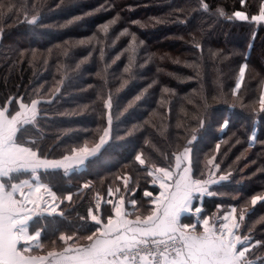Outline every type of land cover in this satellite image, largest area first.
<instances>
[{
  "label": "trees",
  "instance_id": "16d2710c",
  "mask_svg": "<svg viewBox=\"0 0 264 264\" xmlns=\"http://www.w3.org/2000/svg\"><path fill=\"white\" fill-rule=\"evenodd\" d=\"M204 2L207 11L200 0H0V107L14 114L21 101H45L39 105L38 132L26 133L43 154L60 159L71 148L93 147L111 116L110 139L101 151L67 175L61 170L52 181L63 216L40 217L44 250L34 252L52 250L53 240L57 250L63 248L61 234L73 236L70 245H86L82 237L95 228L88 211L105 219L112 207L106 203L113 198L109 189L115 198L126 197V208L137 212L141 205L148 209L142 216L147 215L159 193L148 170L174 165L173 154L188 146L195 178H208L212 166L206 161L213 156L220 165L214 178L230 173L229 180L210 186L213 195L194 201V207L202 206L201 219L223 216L234 206L238 218L247 204L240 235L250 236L247 258L264 261V247H254L257 241L264 245V201L250 204L253 196H264V112L258 107L264 87V21L251 20L264 0ZM237 11L249 19H237ZM32 15L36 24L26 22ZM113 19L117 22L108 32L101 31ZM81 40L91 43L81 45ZM133 55L131 72L125 73ZM245 65L241 82L239 70ZM109 97L110 109L105 107ZM225 120L228 126L222 129ZM138 153L146 160L143 166L135 160ZM39 174L47 183L48 174ZM126 177L130 186L124 189ZM145 191L153 197L146 198ZM67 194L74 202L63 199ZM187 219L199 227L196 217Z\"/></svg>",
  "mask_w": 264,
  "mask_h": 264
},
{
  "label": "snow or ice",
  "instance_id": "6c2138e0",
  "mask_svg": "<svg viewBox=\"0 0 264 264\" xmlns=\"http://www.w3.org/2000/svg\"><path fill=\"white\" fill-rule=\"evenodd\" d=\"M200 3L202 9L207 11L208 4L204 0H200ZM3 7L4 5H0V8ZM13 7L9 4L7 11L12 12ZM218 14L224 16L222 10H218ZM233 15L239 20L249 19L241 11ZM25 19L29 24H36L38 18L32 15L30 19ZM79 19L77 17L70 20L68 24ZM251 20L264 21V6ZM116 22V19H113L102 25L101 31L107 33L110 26ZM132 39L135 41V36ZM79 43L83 45L91 41L81 40ZM132 51L135 52L134 47ZM33 58L35 59V53ZM134 60L133 55L130 57L129 66L124 68L125 73L131 72ZM246 67L247 65L242 66L239 70L241 82ZM127 82L125 80L124 84ZM240 87L241 83L238 82L236 89ZM164 92L168 93L169 89L165 88ZM142 95L136 96L128 107L131 108ZM42 103L45 101L40 99H32L30 104L21 101L19 110L14 114L9 107H0V264H256L246 255L251 251L248 246L250 236L240 235L245 212L248 211L247 204L241 209L238 218L235 206L215 220L202 218L199 226L203 231L199 234L196 233L197 223H182L184 216H194L198 221L201 220L202 209L194 207V201L204 195H213L210 186L230 178V173L214 178L220 169V165L214 163L215 156L206 161L208 166H212L208 171V178H195L190 158L191 148L188 146L179 154H173L174 165H153L148 170L147 174L154 177L153 183H159L161 191L150 200L155 206L143 218L140 215H136L134 220L128 218L132 213L125 210V200L122 196L118 202L109 199L106 203L112 207L105 214V219L89 209L88 217L95 228L90 235L82 237L88 241L86 245L72 246L68 242L73 241V236L61 234L58 240L63 242V248L57 250V241L53 240V248L46 251V254L30 255L33 250H44L40 243L43 232V226L39 224L40 217L63 216V212L58 211V197L52 187L56 174L62 170L67 175L70 169L80 168L91 162L107 143L106 138L110 135L111 126L109 115V127L104 130L93 148H89L85 143L83 146L71 148L68 154L60 159H49L42 149L37 147L38 141L26 136L30 131L38 132L39 105ZM259 103L261 111L264 112V95L260 97ZM105 107L111 108L110 97L105 102ZM199 124L203 127L204 120L200 119ZM227 126L228 121L225 120L221 128ZM195 139L196 136L193 135L188 144ZM219 148L220 145L217 144V151ZM135 160L142 166L146 163L142 154H137ZM40 170L48 174L47 183L39 174ZM21 173H30V179H20L18 174ZM203 176L202 172L201 177ZM128 179L124 178L126 189ZM116 191L119 192V188ZM108 195H112L111 189ZM144 196L152 198L153 193L145 191ZM63 199L71 201L72 196L67 195ZM97 199L99 200V197ZM258 201H264V196H253L250 204L255 206ZM131 205L135 207L136 201H131ZM96 211L100 212L99 203ZM80 219L87 223L85 217ZM256 246L264 247L259 241L254 245ZM261 264H264V261H261Z\"/></svg>",
  "mask_w": 264,
  "mask_h": 264
},
{
  "label": "crops",
  "instance_id": "0c3cea01",
  "mask_svg": "<svg viewBox=\"0 0 264 264\" xmlns=\"http://www.w3.org/2000/svg\"><path fill=\"white\" fill-rule=\"evenodd\" d=\"M190 158H191V153H190ZM191 162H192V158H191ZM83 167V166H82ZM79 169V168H78ZM41 171V170H40ZM19 175V177H21L22 175H25V176H22L20 179H30V173H21V174H18ZM153 185H155L156 187H158L159 188V183L157 182V183H153ZM161 191V189L159 188V192ZM158 195H159V193H158ZM158 195H156V196H158ZM112 196H113V199H112V201L113 202H117V199L116 198H114V195L112 194ZM156 196H154V198L156 197ZM153 198V199H154ZM58 204V203H57ZM59 205V204H58ZM155 205H153V207H154ZM197 207H201V209H202V206H198L197 205ZM125 210L127 211V212H130V213H132V215L131 216H129L128 218L129 219H132V220H134L135 218H134V216H133V214L134 213H136V210H129L128 208H126V205H125ZM227 213V212H226ZM225 214V213H224ZM223 214V215H224ZM187 217H189V216H184V217H182V223H187L188 224V219H187ZM222 217V216H221ZM202 218H209V216H202ZM202 223V219L200 220V224ZM203 228L201 227V226H199V227H197V229H196V233L197 234H199L200 232H201V230H202ZM31 230V229H30ZM203 231V230H202ZM78 246V245H77ZM79 246H83V245H79ZM30 255H44V254H46V253H36V252H34V250L32 251V252H30L29 253Z\"/></svg>",
  "mask_w": 264,
  "mask_h": 264
},
{
  "label": "rangeland",
  "instance_id": "374dc122",
  "mask_svg": "<svg viewBox=\"0 0 264 264\" xmlns=\"http://www.w3.org/2000/svg\"><path fill=\"white\" fill-rule=\"evenodd\" d=\"M51 14H55V13H54V12H51ZM245 75H246V70H245ZM262 95H264V87H263V89H262V94H261V96H262ZM258 107L261 108V105H259ZM18 109H19V108H18ZM109 139H110V136L106 138L107 141H108ZM105 145H106V144H105ZM90 146H92V145H90ZM94 146H95V145H94ZM94 146H93V147H94ZM93 147H89V148H93ZM218 152H219V151L216 150V153H218ZM138 154H141V153H138ZM177 154H179V153H177ZM191 157H192V153H191ZM209 158H210V157H209ZM111 162H112V161H111ZM174 162H175V161H174ZM108 163H109V161H105V165L108 164ZM112 163H113V162H112ZM191 163H192V162H191ZM80 168H81V167H80ZM75 169H77V168H75ZM72 170H73V169H70L68 172H70V171H72ZM95 170H96V169H95ZM41 171H42V170H41ZM127 178H128V177H127ZM153 178H154V177H153ZM87 185L91 186L90 183H88ZM129 186H130V182H129V179H128L127 188H128ZM124 189H126V188L124 187ZM112 194H113V195L115 194L114 191H112ZM67 195H71V194H67ZM67 195H66V196H67ZM57 197H58V196H57ZM114 198H115V196H114ZM123 198L126 199V197H123ZM58 199H59V198H58ZM112 199H113V198H112ZM112 199H111V200H112ZM116 199H117V202H118L119 199H118V198H116ZM72 201L74 202V199H73V198H72V200L69 201V202L72 203ZM57 202H59V201L57 200L56 203H57ZM99 203H102L101 200H99ZM58 204H59V203H58ZM58 210H59V209H58ZM147 210H148V209H146V208H142L141 205H140V207L137 208V212L133 214L134 218H136V215H140V216L143 218L142 214H143V212H144V213H147V212H148ZM149 211H150V210H149ZM215 216H216V217L209 216V218H212V220H215V219L221 217V216H218V215H216V214H215ZM202 230H203V229H202ZM202 230H201V232H202ZM72 243H73L72 246H77V245L79 246V243H74V242H72Z\"/></svg>",
  "mask_w": 264,
  "mask_h": 264
}]
</instances>
